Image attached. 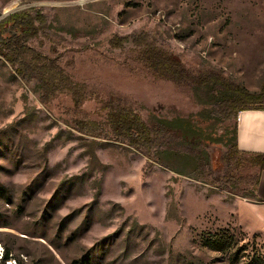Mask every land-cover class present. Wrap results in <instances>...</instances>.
Listing matches in <instances>:
<instances>
[{
  "label": "rangeland",
  "instance_id": "obj_1",
  "mask_svg": "<svg viewBox=\"0 0 264 264\" xmlns=\"http://www.w3.org/2000/svg\"><path fill=\"white\" fill-rule=\"evenodd\" d=\"M30 8L51 26L32 47L55 45L76 88L113 95L145 120L217 112L193 89L153 78L129 49H110L114 35L144 30L194 71L250 91L264 82V0H0V20ZM76 119L99 123L97 104L76 110L64 93L44 105L0 57V264H248L254 248L264 252V203L246 192L256 169L229 164L238 195L160 165L144 171L142 154L82 135ZM209 152L219 163L226 147ZM221 231L234 237L226 253L205 246Z\"/></svg>",
  "mask_w": 264,
  "mask_h": 264
},
{
  "label": "trees",
  "instance_id": "obj_2",
  "mask_svg": "<svg viewBox=\"0 0 264 264\" xmlns=\"http://www.w3.org/2000/svg\"><path fill=\"white\" fill-rule=\"evenodd\" d=\"M50 30L48 19L40 8L16 11L0 20V57L23 82L36 84L42 104L50 105L64 93L70 94L76 110H80L86 102H95L101 121L92 125L87 120L76 119L73 123L75 129L84 136L126 144L138 151L146 158L144 171L160 165L178 175L238 195L245 189L240 188L237 175L228 166L234 163L235 170L239 171L248 165L257 170V177L253 188L246 192L257 199L260 173L264 171V154H247L239 150L237 120L240 112L264 110V82L259 91H250L221 72L194 71L185 65L179 55L160 46L144 30L129 35H114L108 41L110 49H129L133 55L131 60L140 64L153 78L193 89L203 105L217 112L213 115L203 109L188 116L166 118L151 115L149 120H145L138 111L122 105L113 95L88 94L76 88L72 76L61 64L62 55L55 45L51 46L50 54H44L30 45L41 37L50 40ZM90 48L84 46L74 50ZM221 125L226 129L219 134ZM214 143L226 147L219 163L212 160L209 152ZM222 171L223 175L220 174ZM233 243L234 237L228 231L205 239V246L223 253L228 252ZM244 250L239 248L235 257L239 258ZM254 250L246 255L250 260L248 264H264L262 249ZM1 259L5 262L8 255ZM72 264H91V260L86 257L81 263L74 261Z\"/></svg>",
  "mask_w": 264,
  "mask_h": 264
},
{
  "label": "crops",
  "instance_id": "obj_3",
  "mask_svg": "<svg viewBox=\"0 0 264 264\" xmlns=\"http://www.w3.org/2000/svg\"><path fill=\"white\" fill-rule=\"evenodd\" d=\"M237 145L247 154H264V110H247L238 114ZM257 199L264 203V171L260 173Z\"/></svg>",
  "mask_w": 264,
  "mask_h": 264
}]
</instances>
